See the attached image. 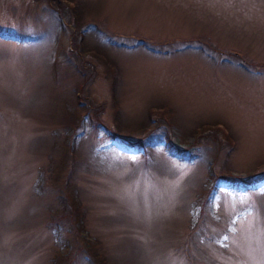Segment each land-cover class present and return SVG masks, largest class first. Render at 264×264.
<instances>
[{"label": "rangeland", "instance_id": "1", "mask_svg": "<svg viewBox=\"0 0 264 264\" xmlns=\"http://www.w3.org/2000/svg\"><path fill=\"white\" fill-rule=\"evenodd\" d=\"M75 1L81 12L61 17L51 0H0V264H53L72 247L73 229L62 241L48 225L59 186L83 204L76 227L109 264H264V0ZM86 22L117 47L116 112L105 64L77 45L71 55ZM76 95L101 106L104 125L84 116L74 135L54 122ZM149 109L141 149L109 136L117 113L136 126ZM203 122L217 125L190 133ZM79 138L65 184L59 156Z\"/></svg>", "mask_w": 264, "mask_h": 264}, {"label": "trees", "instance_id": "2", "mask_svg": "<svg viewBox=\"0 0 264 264\" xmlns=\"http://www.w3.org/2000/svg\"><path fill=\"white\" fill-rule=\"evenodd\" d=\"M51 4H54V7L57 9L59 15L61 17L63 16L62 11L63 7L67 6L71 8V11L78 14L80 11V5L75 0H68V2H63L62 0H51ZM94 25V23H91ZM89 28V22H86L82 28H78L75 30V32H72V52L71 55H73L75 46L76 53L78 55L83 54H90L95 56L99 61L105 64L106 71L108 72V77L111 82V91L114 101V107L115 112L118 110L117 100H116V83H117V76H118V64L116 60H112L109 56V52L107 51V48H117L115 43H111L113 41L112 38H108L106 41H102L98 38V35L91 33L86 34V30ZM95 36L97 39V42L95 46H90V37ZM139 45H146L148 48L155 47L151 46L150 43H145L144 40L138 41ZM169 51V50H168ZM85 52V53H84ZM75 53V54H76ZM77 57V56H76ZM69 69L71 71H76L77 73L81 74L82 79H78L74 82L73 87L75 89H83L84 83L86 84V80L88 79V76L84 73L82 68L75 62V64L71 65L69 63ZM70 104L74 105L73 110L69 111L68 109H62L60 107L56 108L53 112L54 116V122L60 123L63 128L66 130H69L72 132V134H77L80 132V124L82 122V119L84 116H87L90 121L91 128H97L99 125L103 124V121L100 119L98 115V108L101 109L100 105L93 104L91 105V101L89 102V105L87 101L84 99V96H74L73 98H70L68 101ZM158 109H161L163 113H169V108L165 107L164 105H156L155 106ZM153 109V108H152ZM152 109L148 110V115L139 122L136 126L133 125H127L123 124L118 119V113L114 116V129H107L109 130L110 134L109 136L116 137L117 135H121L122 139L126 142H129L133 146H137L136 148H142V146L148 144L151 141H148L149 133L151 131L150 121H152ZM156 121H158V126L163 124V121L160 120V117L156 118ZM165 124V123H164ZM104 125V124H103ZM216 123H210V122H203L200 124V126H195L194 129L190 132L192 134L194 133H200L199 137H201L203 132V135H205V129L208 127L216 126ZM145 132V134H143ZM134 134H138L139 138L137 140H133L132 136ZM84 137V134H82ZM82 137V140H83ZM198 137V138H199ZM121 138V137H120ZM63 140V139H62ZM81 138L78 139V142L76 145L71 146L69 143H65L64 140V146L65 149L61 153L60 157V168L62 167V170H66L65 176H64V183L67 184L70 181L71 175L74 173L73 166L74 165H80L79 164V154H77V148L79 144L82 142ZM173 142V141H171ZM197 141H192V143H189V147L187 149H190ZM179 150V152H183V150H180V148H176ZM186 149V148H185ZM177 152V151H176ZM214 176V175H213ZM59 177L56 179L58 180ZM217 180V176H214L213 181ZM251 180H246L244 183L249 184ZM63 191V192H62ZM210 189L204 191L203 200L201 202L200 206V212L198 215L199 220L201 216L204 214L205 207L207 206V195ZM58 204L52 210L50 213L48 219V225L57 226L59 227V231L62 234L61 239L64 241L67 237L65 233H69L72 229L74 230V233L71 235L70 240H72L73 244L72 247L67 251L66 254H61L59 250H57L52 259L53 264H74L76 263V260L78 258H84L85 261L88 264H109L107 256H104L99 249L96 247V245L100 244L97 242L94 243L92 241H88L87 239L80 236L81 228L76 227L77 223H82L84 220V206L81 203V201L78 199L77 195H75L74 190H68L62 189L60 190L59 186V196H58ZM81 225V224H80ZM82 227V226H81ZM61 243V242H60ZM189 257L191 258V254H189ZM194 264V263H193Z\"/></svg>", "mask_w": 264, "mask_h": 264}]
</instances>
